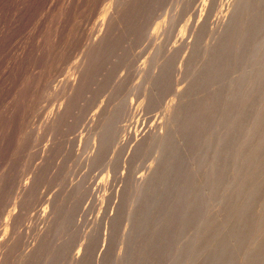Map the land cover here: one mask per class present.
Segmentation results:
<instances>
[{
	"label": "rangeland",
	"instance_id": "1",
	"mask_svg": "<svg viewBox=\"0 0 264 264\" xmlns=\"http://www.w3.org/2000/svg\"><path fill=\"white\" fill-rule=\"evenodd\" d=\"M0 264H264V0H0Z\"/></svg>",
	"mask_w": 264,
	"mask_h": 264
}]
</instances>
